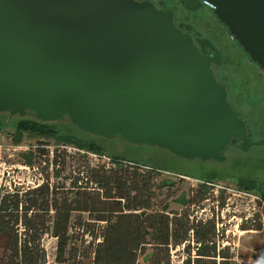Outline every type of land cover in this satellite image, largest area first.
Listing matches in <instances>:
<instances>
[{
	"label": "water",
	"instance_id": "obj_1",
	"mask_svg": "<svg viewBox=\"0 0 264 264\" xmlns=\"http://www.w3.org/2000/svg\"><path fill=\"white\" fill-rule=\"evenodd\" d=\"M205 2L264 71V0ZM175 18L150 0H0V112L203 161L264 144L216 76L220 49Z\"/></svg>",
	"mask_w": 264,
	"mask_h": 264
},
{
	"label": "trees",
	"instance_id": "obj_2",
	"mask_svg": "<svg viewBox=\"0 0 264 264\" xmlns=\"http://www.w3.org/2000/svg\"><path fill=\"white\" fill-rule=\"evenodd\" d=\"M69 124L81 130L70 121L44 122L33 116L20 117L17 128L38 138L40 144L49 145L52 138L56 139L54 157L48 160L54 166L65 167L67 146L101 155L106 153L114 166L87 165L83 171H75V174L73 171L67 177L71 179L70 186L52 184L47 179L37 187L0 191V264H46L47 253L42 245L46 234L57 240L56 260L75 264L79 229L96 223L102 224L100 233L90 229L84 231L93 238L92 261L95 264H140V254L145 256L147 264H172L171 248L182 244L187 249L182 264H217V256L229 257L227 249L218 250L216 220L195 222L190 217L191 205L209 198L215 186L213 180L220 177L219 173L204 175L198 186L190 189L193 195L188 191L182 194L179 202L184 209L181 212L150 210L154 204L152 186L162 191L175 184L168 180L156 183L161 167L129 162L111 153L100 142L71 133ZM60 126L66 127L67 133H61ZM60 145L65 149L61 150ZM41 151L43 154L49 152ZM62 153L64 159L60 158ZM35 157L36 151L31 150L27 164H33ZM60 173L61 169L56 171V175ZM84 178H87V185H79ZM90 182L96 186H89ZM238 185L241 189L252 190L256 182L243 179ZM164 208L168 209L169 205ZM139 210L141 212H137ZM83 213L91 214V221L84 220ZM191 241L197 243L196 256L192 254ZM225 263L224 260L220 264Z\"/></svg>",
	"mask_w": 264,
	"mask_h": 264
},
{
	"label": "rangeland",
	"instance_id": "obj_3",
	"mask_svg": "<svg viewBox=\"0 0 264 264\" xmlns=\"http://www.w3.org/2000/svg\"><path fill=\"white\" fill-rule=\"evenodd\" d=\"M184 19L192 21L203 35L210 37L223 54V61L217 70L218 80L225 84L229 100L240 116L247 121L254 141L264 138V73L260 67L248 58L247 53L233 38L229 31L216 18L211 8L204 4L194 13L183 14ZM19 116H9L0 112V191L15 188H33L39 179L43 183L48 179L52 184L65 183L70 186L71 179L67 177L74 171H83L87 165H105L104 158L90 155L93 152H78L74 146H67L65 170L60 166L48 163L54 157L55 138L50 144H40L26 131L17 128ZM71 133L78 137L89 138L100 142L111 153H116L134 164H147V167H161L156 183L161 180L174 182V185L159 191L152 186V207L150 210H166L181 212L184 208L179 202L185 191L190 192L198 186L204 177L213 172L221 175L213 180L216 184L210 190L209 198L196 202L190 207L191 219L216 220V244L218 250L227 249L229 257L217 256V264L225 260V264H264V144L253 145L247 151L235 153L228 151L229 160L219 163L214 161L201 162L197 159H187L176 155L169 149L154 144H135L120 137L97 138L75 129L69 124ZM60 132L67 133L66 127L60 126ZM87 133V132H86ZM59 148L65 149L63 145ZM41 149L49 152L43 154ZM36 151L37 157L29 162V152ZM84 155V156H82ZM106 155L112 161L110 155ZM64 159L63 153L60 156ZM61 173L56 175V171ZM84 173V172H83ZM242 176L254 179L257 187L245 190L238 187V179ZM89 186H96L90 183ZM223 187H226L223 188ZM195 195V194H194ZM259 198V199H258ZM145 196L142 195V200ZM169 205L168 209L164 206ZM141 212V210L137 211ZM89 213H83L84 220L91 221ZM96 215L95 213L92 214ZM102 224L84 225L79 229L74 249L75 264H95L92 261L95 244L92 236L84 233L90 229L100 233ZM99 240V239H98ZM97 242V241H96ZM192 254L196 256L197 243L189 242ZM57 240L50 234L44 235L42 245L47 253L46 264H64L56 260ZM150 251V250H149ZM187 255L186 245L171 248V263L182 264ZM140 254L139 263L147 264Z\"/></svg>",
	"mask_w": 264,
	"mask_h": 264
},
{
	"label": "flooded vegetation",
	"instance_id": "obj_4",
	"mask_svg": "<svg viewBox=\"0 0 264 264\" xmlns=\"http://www.w3.org/2000/svg\"><path fill=\"white\" fill-rule=\"evenodd\" d=\"M150 1H157L158 4H162V2H163L166 7L170 8V9H173L174 15L176 16L175 22L178 24V26L180 24L191 25L193 28L186 29L185 26H184L182 29L185 32H190L193 35L194 38H196V39L209 38L213 42V40L210 37H207V36L203 35V33L200 32L196 28V26L194 25V23L192 21L184 19L183 14H186V13L191 14V13H194L195 11H197V10H190V9L186 8L182 4L181 0H150ZM200 1H201V7L200 8H202L204 6V4H207L205 2V0H200ZM198 32L200 33V35H198ZM214 45H215V43H214ZM222 61H223V54H222ZM222 61H221L220 64H217L216 67L214 68L216 75H217L218 68L222 64ZM260 70L264 73V71L262 69H260ZM249 131L251 132L250 127H249ZM233 139L234 138H232L230 143L227 145V147L222 150V154L226 156V158L223 161H218V160L213 159V158L205 160V161L201 160L200 158H196V159L201 161V162H204V163L208 162V161H214V162H219V163L227 162L229 160V157L227 155L228 151H235V153H238V152H241V151L243 152V150L241 148L236 147V146H232L233 144L241 142L242 141L241 138H238L236 141H233ZM219 175L221 176L223 174L219 173ZM240 176H241L240 179H238V181H237L238 183H240L241 180H243V179L248 180V179L251 178V177L248 178V177L242 176V173H240ZM237 186L239 187V185H237ZM255 187H257V185ZM223 188L226 189V187H223Z\"/></svg>",
	"mask_w": 264,
	"mask_h": 264
},
{
	"label": "built area",
	"instance_id": "obj_5",
	"mask_svg": "<svg viewBox=\"0 0 264 264\" xmlns=\"http://www.w3.org/2000/svg\"><path fill=\"white\" fill-rule=\"evenodd\" d=\"M77 151H79V152H84V151H82V150H77ZM90 155H92V156H96L97 157V155L98 154H96V153H91ZM99 156H102L104 159V161L106 162V166H107V168H110V167H112V166H114V164L110 161V158L108 157V156H106V155H99ZM43 183V181H41V179H39V181H38V183H36V184H33V187H37V186H39V185H41ZM90 183H92V182H90ZM89 183V184H90ZM79 185H87V178H84V179H81L80 180V182H79ZM259 199V198H258ZM261 202H262V204L264 205V202L262 201V199H259ZM193 231V230H192Z\"/></svg>",
	"mask_w": 264,
	"mask_h": 264
}]
</instances>
